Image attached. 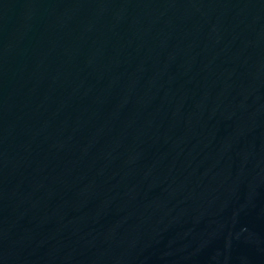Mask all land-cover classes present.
Wrapping results in <instances>:
<instances>
[{
  "label": "water",
  "instance_id": "water-1",
  "mask_svg": "<svg viewBox=\"0 0 264 264\" xmlns=\"http://www.w3.org/2000/svg\"><path fill=\"white\" fill-rule=\"evenodd\" d=\"M0 264H264V0H0Z\"/></svg>",
  "mask_w": 264,
  "mask_h": 264
}]
</instances>
